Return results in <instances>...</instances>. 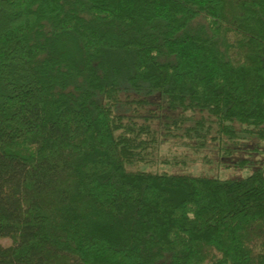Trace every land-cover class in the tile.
I'll return each instance as SVG.
<instances>
[{
    "label": "trees",
    "instance_id": "trees-1",
    "mask_svg": "<svg viewBox=\"0 0 264 264\" xmlns=\"http://www.w3.org/2000/svg\"><path fill=\"white\" fill-rule=\"evenodd\" d=\"M161 129L264 141V0H0V264H264V169Z\"/></svg>",
    "mask_w": 264,
    "mask_h": 264
},
{
    "label": "rangeland",
    "instance_id": "rangeland-1",
    "mask_svg": "<svg viewBox=\"0 0 264 264\" xmlns=\"http://www.w3.org/2000/svg\"><path fill=\"white\" fill-rule=\"evenodd\" d=\"M157 113L161 117L154 122V126L159 128L163 126V116L165 113H170L164 109L157 110ZM162 124V125H161ZM161 134V144L160 150L158 152L159 157L156 164L152 166H147L149 169L162 168L170 169L172 166H164L159 160L166 159L167 161H172L174 156H184L185 153L188 154V162L186 164H178L170 169L173 173H183V174H208L217 175V177H243L248 175L256 167L264 169V141H258L255 138H249L238 144L237 148L231 151L230 156H225V158L219 159L216 152V145L209 143L207 148L196 153L190 150L184 145H179L175 142V138H163V130H160ZM243 158H246L248 163L247 167L240 168L235 167V162ZM173 163V162H169ZM250 164V165H249ZM0 242L4 245L8 244V240L1 239Z\"/></svg>",
    "mask_w": 264,
    "mask_h": 264
}]
</instances>
